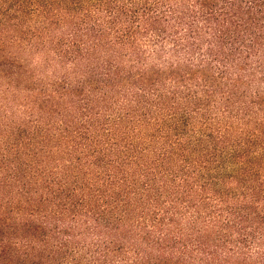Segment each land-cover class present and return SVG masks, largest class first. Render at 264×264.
I'll return each mask as SVG.
<instances>
[{"label": "trees", "instance_id": "obj_1", "mask_svg": "<svg viewBox=\"0 0 264 264\" xmlns=\"http://www.w3.org/2000/svg\"><path fill=\"white\" fill-rule=\"evenodd\" d=\"M0 264H264V0H0Z\"/></svg>", "mask_w": 264, "mask_h": 264}]
</instances>
